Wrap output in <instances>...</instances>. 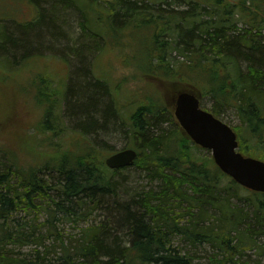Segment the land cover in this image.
<instances>
[{"label":"trees","instance_id":"16d2710c","mask_svg":"<svg viewBox=\"0 0 264 264\" xmlns=\"http://www.w3.org/2000/svg\"><path fill=\"white\" fill-rule=\"evenodd\" d=\"M30 1L38 8L37 19L14 24V29L1 26L0 53L8 63L13 61L9 55L18 52L26 60L30 51L45 46L46 31L52 40L60 36L55 34L60 11L67 4L75 6L84 20V37L70 48L76 62L64 101L82 133L129 132L135 140L125 147L135 148L138 156L132 166L111 169L105 153L115 150L94 143L42 156V166L25 171L6 154L11 162L0 167V264H262L246 255L250 250L264 256L259 242L264 193L239 185L212 155H202L178 123L171 102L179 90L192 87L214 98L211 111L219 117L218 105L235 106L241 120L234 127L240 151L264 160V45L259 38L264 0H159L157 12L152 0H90L89 9L78 0ZM174 3L187 7L170 8ZM96 8L100 15L94 18L90 12ZM239 19L249 27L241 31ZM120 21L137 28L147 25L149 46L137 65L147 77L163 82L167 99L150 97L130 113L127 124L108 81L94 75L88 52L103 47L109 33L121 36ZM175 50L183 60L174 59ZM51 83L41 77L34 99L45 107L41 128L58 133L53 123L59 91ZM131 167L145 171L155 187L127 189L126 200L116 199L111 206L114 219L87 225L75 243L65 244L56 231L59 217L86 220L105 197L118 192L116 176ZM47 171H55V180L46 177ZM241 189L249 193L243 196ZM21 207L46 213L44 224L62 246L56 260L47 261L38 249L32 257H20L9 248L14 239L30 240L21 229L14 233L8 228ZM177 238L190 248L176 244ZM205 244L212 253L204 259L199 249Z\"/></svg>","mask_w":264,"mask_h":264},{"label":"rangeland","instance_id":"374dc122","mask_svg":"<svg viewBox=\"0 0 264 264\" xmlns=\"http://www.w3.org/2000/svg\"><path fill=\"white\" fill-rule=\"evenodd\" d=\"M159 0H152L156 12L160 4ZM80 6L90 8L92 1L78 0ZM157 2V4H153ZM62 9L59 14V21L56 26L59 31H55L56 35H60L54 40L51 39L50 33L46 31V44L42 48L30 51L27 59H22L20 52L10 56L11 63L6 61L4 53H0V167L6 168L8 160L6 154L12 157V162L23 167L25 171H29L31 165L42 166L46 161L40 158L45 155L56 154L68 148L77 149L79 145L88 146L96 144L99 147L107 146L118 151L123 149L135 137L131 133L121 132L109 135L105 131L95 133H82V129L76 125L73 112L67 108L63 95L66 90L70 67L76 62V56L72 54L70 48H77L83 36V18L75 6ZM173 7L183 9L186 4L171 5ZM252 9L254 7L250 5ZM99 8V6L97 7ZM93 10L90 14L97 17L99 12ZM175 10V9H174ZM38 8L35 3L30 0H0V28L7 24L14 29V24L20 25L37 19ZM100 15V14H99ZM247 20L239 19L238 26L242 30L249 27ZM125 21H120L122 35L118 36L114 32L106 35L105 45L91 51L89 49L90 63L93 66V73L97 78L107 80L113 95L119 101V107L122 113V120L127 124L130 122V113L142 103H147L150 97L153 99L164 100L162 94V84L147 77L143 69L137 64L143 57L145 48L149 46V32L146 30L147 25L141 24L137 26L126 25ZM125 24V25H124ZM104 27L103 24H101ZM9 28V29H10ZM52 32V31H51ZM48 35V36H47ZM264 45V28L259 36ZM79 41V42H78ZM7 55V54H6ZM174 59L180 56L177 50L173 52ZM5 56V57H4ZM258 59V58H256ZM48 78L51 80L52 88L59 91L56 96L58 102L55 104L54 119L59 130L58 133L48 131L41 128L44 121L45 107L34 99L35 91L37 92V82L40 78ZM64 90L63 92H61ZM73 98L74 95L72 94ZM215 104L214 98L204 96L202 105L207 109H212ZM221 112L220 117L232 126H240L241 120L235 106L218 105ZM239 128V127H238ZM57 152V153H56ZM112 151H110L111 153ZM202 155H211L210 149L202 148ZM109 151L105 153V156ZM46 157V156H45ZM45 160V161H44ZM0 169V170H1ZM47 178L55 180V171H47ZM118 192L104 198V202L97 206L90 217L86 220L82 218H69L60 216L56 221L57 232L65 239V244L79 239L82 230L92 223H109L108 221L115 218L110 214L112 204L116 199L126 200L127 191L131 193L142 188L149 189L155 187L157 182H153L147 176L146 172L136 167H131L120 172L116 176ZM153 182V183H152ZM249 192L240 190V194L246 196ZM239 198V197H238ZM235 198L236 202H244V198ZM109 201V202H108ZM112 202V203H111ZM242 204V203H241ZM43 206L44 204H39ZM249 205V204H248ZM252 207L253 206H249ZM87 212V210H86ZM46 213L42 209L21 207L12 214L9 229L14 233L21 229L23 236H28L30 240L19 242L12 241L9 245L13 249L15 255L24 257H32L34 251L40 250L42 255H47V261L52 262L61 255L62 246L56 236L50 234L46 227ZM43 238L39 240L38 238ZM182 240V239H181ZM183 241V240H182ZM176 239V244L190 248L185 241ZM182 242V243H181ZM259 242L264 244V235L259 237ZM199 255L206 258L212 253V247L208 244L204 245V249H199ZM247 257L258 259L264 264V256L255 251H248ZM52 260V261H51Z\"/></svg>","mask_w":264,"mask_h":264},{"label":"water","instance_id":"95a60500","mask_svg":"<svg viewBox=\"0 0 264 264\" xmlns=\"http://www.w3.org/2000/svg\"><path fill=\"white\" fill-rule=\"evenodd\" d=\"M175 115L184 133L201 147L211 149L220 169L236 182L254 191L264 192V161L238 150L234 129L201 107L195 88L179 90L175 97ZM134 148L119 150L105 159L110 168L132 166L137 158Z\"/></svg>","mask_w":264,"mask_h":264}]
</instances>
